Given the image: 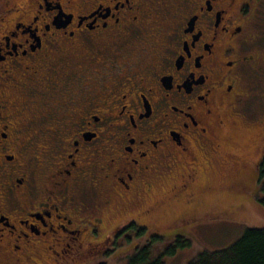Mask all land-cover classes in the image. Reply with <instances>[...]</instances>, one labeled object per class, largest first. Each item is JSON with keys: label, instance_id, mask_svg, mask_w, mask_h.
I'll use <instances>...</instances> for the list:
<instances>
[{"label": "flooded vegetation", "instance_id": "flooded-vegetation-1", "mask_svg": "<svg viewBox=\"0 0 264 264\" xmlns=\"http://www.w3.org/2000/svg\"><path fill=\"white\" fill-rule=\"evenodd\" d=\"M263 11L264 0L7 2L0 264H97L239 215L264 151L241 160L230 139L243 69L264 61ZM255 125L264 139V118Z\"/></svg>", "mask_w": 264, "mask_h": 264}, {"label": "rangeland", "instance_id": "rangeland-1", "mask_svg": "<svg viewBox=\"0 0 264 264\" xmlns=\"http://www.w3.org/2000/svg\"><path fill=\"white\" fill-rule=\"evenodd\" d=\"M7 2L12 0H0V11L6 6ZM261 23L256 30L260 36L254 45L261 54H264V11L261 13ZM243 101L240 102V109L245 118L242 121V132L240 141L237 136L230 139V143L238 147L239 159L244 161L255 160L264 151V139L257 135L259 140H254L253 135L258 134L259 129L256 123L264 118V61L253 65H246L243 69ZM261 133H264V125L261 127ZM224 167L231 166V163H225ZM247 168L242 170L240 167V178L246 179ZM224 170L213 168L209 171L212 180L222 181ZM250 179V175L249 178ZM249 188L245 186L240 195V214L230 216L226 219H207L201 220L198 224L192 226L191 230H185L187 224L177 228L179 233L192 237L193 247L178 249L175 255L166 258L164 264H187L188 260L195 255L198 250L222 249L228 247L231 243L241 237L248 226H264V177L258 182H251ZM230 203V200H227ZM237 202L233 200V204ZM227 204V206H228ZM129 253H112L103 257L101 260L106 264H126Z\"/></svg>", "mask_w": 264, "mask_h": 264}, {"label": "trees", "instance_id": "trees-1", "mask_svg": "<svg viewBox=\"0 0 264 264\" xmlns=\"http://www.w3.org/2000/svg\"><path fill=\"white\" fill-rule=\"evenodd\" d=\"M258 175L264 177V153ZM193 246L192 237L183 233L174 236L153 235L145 245L127 252L126 264H164L166 258L175 255L178 249ZM110 254L105 253V256ZM187 264H264V226H248L241 237L228 247L200 249Z\"/></svg>", "mask_w": 264, "mask_h": 264}]
</instances>
